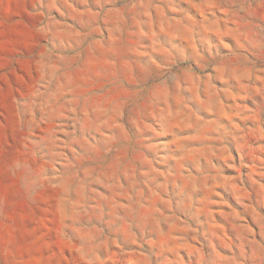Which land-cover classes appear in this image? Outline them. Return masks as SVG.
<instances>
[{"label": "rangeland", "instance_id": "1", "mask_svg": "<svg viewBox=\"0 0 264 264\" xmlns=\"http://www.w3.org/2000/svg\"><path fill=\"white\" fill-rule=\"evenodd\" d=\"M0 264H264V0H0Z\"/></svg>", "mask_w": 264, "mask_h": 264}]
</instances>
